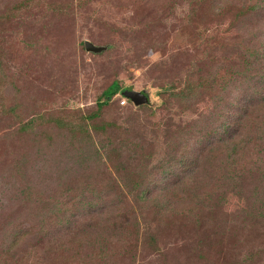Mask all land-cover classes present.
Returning <instances> with one entry per match:
<instances>
[{
    "label": "rangeland",
    "instance_id": "1",
    "mask_svg": "<svg viewBox=\"0 0 264 264\" xmlns=\"http://www.w3.org/2000/svg\"><path fill=\"white\" fill-rule=\"evenodd\" d=\"M262 4L0 0V17L16 15L0 31L6 94L25 118L87 113L113 79L185 95L148 90L136 106L116 94L74 136L52 123L18 133L0 113V264H264ZM231 141L241 158L228 172ZM184 152L194 160L171 176ZM145 187L147 198L135 195ZM19 229L25 238L7 251ZM106 230H131V251L96 260Z\"/></svg>",
    "mask_w": 264,
    "mask_h": 264
},
{
    "label": "trees",
    "instance_id": "2",
    "mask_svg": "<svg viewBox=\"0 0 264 264\" xmlns=\"http://www.w3.org/2000/svg\"><path fill=\"white\" fill-rule=\"evenodd\" d=\"M264 1V0H260ZM34 2V1H33ZM26 2H19L15 6V11H19L22 8V5L24 6ZM264 5V4H262ZM53 10V8L51 7ZM248 9H255L254 6L248 7ZM16 15L14 13L10 14H5V16L0 17V31H2L4 27V23H7L8 21H11L12 19H15ZM263 47L261 49L262 54L260 55L261 57H264V42L262 43ZM99 54V53H98ZM4 58V52L0 48V113L3 116H8L10 119L15 122L16 124V131L18 133H29V131H32L35 127H37L40 124H47V123H52L58 128L62 129H67L72 136L74 135H83L86 133L88 129V123H90L93 119L99 117L102 114V111L105 107L109 106L111 103V99L118 94L120 97L124 98L126 101L130 102L124 95V87L121 86L120 81L118 79H113L110 83H108L101 91L99 94L96 95L95 101H94V108L92 110H89L87 113L84 114H71V116H67V114H59V115H38L37 120H35L34 117H29L25 118L22 111L16 106V105H10L9 104V98L6 94V89L8 86L12 85L11 79L7 75V69L3 61ZM196 88L197 86L193 89L192 87L189 89V93L194 92L196 94ZM182 89V88H181ZM173 86V84H164L162 86H154L150 87L151 92H153L155 95H160L164 93H168V95L173 96L174 98L181 99L184 98V93L183 91ZM147 89L143 90L145 92V95L148 99V102L150 101L149 97V91ZM259 92L263 98H261V101L264 102V92L255 90V92ZM170 93V94H169ZM147 102V103H148ZM141 105V104H140ZM236 105V104H235ZM240 103L236 107H239ZM109 122H103L102 124L98 125L99 128H105L106 126H109ZM229 123H227L224 126V130H226L229 127ZM201 143V142H199ZM238 144H236L235 141H231L230 143H227V151L225 153L224 159L222 161L223 166L225 169L229 172L234 168L235 166L239 165L240 162V156H237V150H238ZM247 153V151H246ZM241 155H244L243 153ZM195 158L194 153H185L184 155H181L180 160L177 161V166H174L172 169H167L168 173L172 175H178L176 171L178 170V167L183 165V163H188L189 161L192 162ZM252 160H249V164L253 161V157L251 158ZM238 162V163H237ZM245 163V161H244ZM243 163V164H244ZM242 164V165H243ZM222 166V165H221ZM151 189V188H150ZM149 187H145V189L142 190H137L135 191V195L139 196L141 198H147L145 196V191L150 190ZM202 198V197H201ZM175 209V208H173ZM176 211V209H175ZM76 223H72V226H75ZM104 233V234H103ZM102 234H99L97 238H95L94 246H95V259L96 260H101V259H106L111 256H122L126 252H130L131 248L129 245V240H128V233H131V230L128 233H125V237L122 235L124 234L121 231L115 232V231H108L103 232ZM56 235L58 237V234L56 231L51 232L48 236L50 239ZM26 236V233L19 229L17 232L12 234L10 236L9 240V247L7 248V251L11 250L13 247L17 246ZM150 236V235H149ZM53 240V239H52ZM51 241V240H50ZM127 241V243H125ZM154 237L150 236L148 239V245L150 247H154ZM119 246V250L114 252V246ZM93 247V245L91 244ZM92 249V248H91ZM124 249L126 252L122 253V250ZM127 249L129 251H127Z\"/></svg>",
    "mask_w": 264,
    "mask_h": 264
},
{
    "label": "water",
    "instance_id": "3",
    "mask_svg": "<svg viewBox=\"0 0 264 264\" xmlns=\"http://www.w3.org/2000/svg\"><path fill=\"white\" fill-rule=\"evenodd\" d=\"M83 45L86 51L93 53H98L105 49V46L96 45L90 40H84ZM123 95L136 106L148 102V99L143 90L125 88L123 91Z\"/></svg>",
    "mask_w": 264,
    "mask_h": 264
}]
</instances>
